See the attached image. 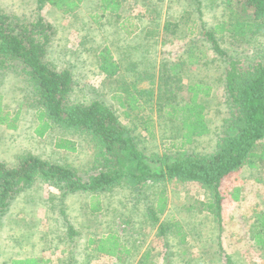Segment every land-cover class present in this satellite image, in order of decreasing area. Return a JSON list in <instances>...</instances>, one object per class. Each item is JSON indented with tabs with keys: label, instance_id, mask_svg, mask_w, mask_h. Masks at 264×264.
<instances>
[{
	"label": "rangeland",
	"instance_id": "obj_1",
	"mask_svg": "<svg viewBox=\"0 0 264 264\" xmlns=\"http://www.w3.org/2000/svg\"><path fill=\"white\" fill-rule=\"evenodd\" d=\"M227 2L71 0L75 6L70 10L48 4L40 10L37 0H0V13L25 23L43 17L54 31L44 61L57 72L70 71L74 80L66 105L86 107L94 101L103 102L116 112L140 151L160 160L161 165L167 156L211 155L229 130L233 110L225 91L226 63L204 38L205 31L230 20ZM217 39L244 71L253 66V47L264 54L263 38L255 42L226 33ZM103 51H109L120 66L118 75L108 77L100 70ZM6 64L8 69L0 70V115L4 121L0 123V162L11 168L22 157L35 156L70 168L84 179L103 170L111 156L88 134L59 127L38 134L43 108L27 69L16 59ZM177 64L181 88L174 84L166 96L170 66ZM198 83L212 89L210 97L201 100L210 133L178 151V125L166 120L159 110L170 96H177L180 103L188 101V87ZM131 95L136 107L127 118L124 114L131 111L130 106L125 103L122 108L119 97L126 102ZM61 138L71 141L76 150L56 148ZM220 190L224 198L221 224L203 206L213 199V193L196 182L168 179L139 194L122 185L96 198L89 193L62 198L59 190L40 182L19 194L2 218L0 264L27 258L51 264H264V252L252 239L256 215L264 212V165L236 172L223 181ZM236 190L238 199L233 197ZM162 193L167 198L166 211L154 223L148 218V209ZM94 204L99 208L92 210ZM163 225H167L165 234ZM109 235L119 239L123 252L118 257L96 250L97 243Z\"/></svg>",
	"mask_w": 264,
	"mask_h": 264
},
{
	"label": "trees",
	"instance_id": "obj_2",
	"mask_svg": "<svg viewBox=\"0 0 264 264\" xmlns=\"http://www.w3.org/2000/svg\"><path fill=\"white\" fill-rule=\"evenodd\" d=\"M104 3L105 8H108V1ZM37 4L40 10L46 4L58 10H70L75 6L71 0H37ZM227 4L230 20L218 24L214 30L205 31L204 38L226 63L225 91L227 102L233 110L229 130L218 140L211 155L194 153L167 156L161 161V165L158 163L160 160L148 158L140 151L130 131L119 121L116 112L103 102L94 101L86 107L66 105L65 101L72 92L74 80L70 71L57 72L44 61L51 42V33L54 31L45 23L43 17H39L36 22L25 23L0 13V70L8 69L6 63L11 59L21 61L27 69L26 73L38 104L43 108L38 134L43 136L54 127L83 132L100 146L101 151L105 150L111 156V160H107L102 166L103 170L85 179L70 168L43 161L35 156L22 157L11 168L0 162V228L2 218L13 200L40 182L49 183L59 190L62 198L78 193H89L96 198L98 194L110 192L122 185L130 187L135 193H143L151 185L164 184L168 179L182 183L196 182L211 191L213 199L203 206L221 224L224 198L220 188L223 181L242 169L258 170L264 165V54H258L259 48L253 47L256 54L251 59L253 66L244 71L239 62L220 46L217 39L219 34L226 33L236 39L250 38L255 42L259 38L264 39V0H228ZM109 54V51L100 53V70L106 76L114 77L121 68ZM188 55L189 60L194 58L193 47L189 48ZM169 70L172 77H167L166 96L174 84L181 86V78L177 72L180 65L170 66ZM187 91L191 94L188 101L180 103L177 96H170L159 110L166 120L178 125V151L185 150L196 139L210 133L206 106L201 100L210 97L211 87L198 83L190 85ZM119 101L122 108L126 106L125 103L130 106L131 111L125 110L124 114L129 118L135 111V96L131 95L126 102H122L120 96ZM0 123H4L1 115ZM145 126L147 129V125ZM71 144V141L61 138L57 141L56 148L74 152L76 149ZM238 191L233 195L235 199H238ZM166 207L167 198L162 193L148 209V218L154 223L159 222V216L165 213ZM97 208L98 204L92 206V210ZM256 220L252 226V239L255 247L264 252V212L257 214ZM161 232L167 233V225L161 227ZM180 241L184 244L185 236ZM93 244L94 241H91V245ZM120 248L119 239L109 235L97 243L96 250L107 256L118 257L123 252ZM147 257L149 256L144 259ZM10 264L51 262L27 258L11 260Z\"/></svg>",
	"mask_w": 264,
	"mask_h": 264
}]
</instances>
